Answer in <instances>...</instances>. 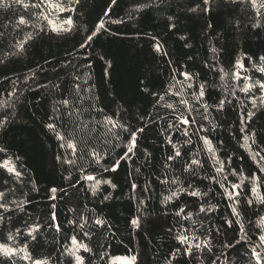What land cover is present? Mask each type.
<instances>
[{
	"label": "trees",
	"instance_id": "trees-1",
	"mask_svg": "<svg viewBox=\"0 0 264 264\" xmlns=\"http://www.w3.org/2000/svg\"><path fill=\"white\" fill-rule=\"evenodd\" d=\"M144 2L145 0H118V6L112 9L110 17H105V20L126 18L133 8ZM109 3L110 0H81L80 4L75 6V12L64 14L72 16L80 28L79 31H73L60 37H55L53 34L41 35L27 47L23 55L19 56L10 55L13 51L11 46L15 43L14 37L22 38L24 32H31L32 29L25 28L18 34L13 26L20 15L27 14L18 6L10 10H0V32L4 33L0 38V61H3L0 63V102L6 100L13 105L11 108L0 110V112L12 114L11 122L5 129L0 130V147L7 149L6 154L0 153V158L11 157L23 173L24 184L16 185V187L22 189L31 199V203L26 208L27 213H30L33 219L46 222L50 212L54 210L64 228L62 233L42 229L43 234L39 237V245H33L35 248L33 254L41 256L51 254L52 264H56L57 249L66 242V236L74 234L66 223L67 219L73 216L68 209L76 208L79 213L90 216L88 209L94 208L96 214L107 219L111 227L93 229L94 234L91 239L85 240L96 253V255L83 254L87 264H105V261L99 259V256L104 254H107L106 259L136 254L137 264H167L166 258L170 250H174L177 246L174 239L175 233L183 225L189 229V235H191L193 222L199 229L196 235L200 236L201 233H205L201 239H212L213 252H205L202 259L199 255L192 258L178 257L179 264H210V261L220 256L221 252L227 254L229 264L232 261L236 264H247L245 259L247 245L241 247L235 244L238 239V226L234 224L232 228L226 225L221 227L223 218L230 216L231 202L219 194L222 191L219 185L204 179V177L214 175V167L218 165H214L212 154L197 136L193 135L192 144L185 145L182 151H188V156L184 157L188 159L192 152L202 149L199 152V159L203 168L197 170L198 177L191 183L202 192L211 187L212 191L209 192L206 200L212 204H218L215 212L199 213V201L185 194H181L179 200L172 201L166 207L161 203L163 195H167L168 191L164 185L159 184L156 177L163 178L161 165L170 150V145L165 144L164 137L159 136V125L154 126L146 139L143 137L140 139V150L147 147L152 152L153 158L150 162L145 163L142 158H134V163L130 161L122 164L118 173L104 174L105 178H112L118 187L112 190L106 185L103 186V194L111 192L112 199L102 204L100 197H92L86 185H77L79 191H75L69 188L68 181L63 179L69 173L75 178L78 173L69 169L67 165L61 166L60 162L55 159L56 155L64 150L58 147L60 142L44 127L50 122L48 117L52 114L51 109L55 101L48 90L37 88V85L63 81L68 88H71L73 75L79 73L82 79H88V85L84 87L90 86L91 95L99 97L95 101L98 107H103L108 115H112L116 105L123 104L125 101L131 102L130 111L124 114V118L134 127H140L141 113L147 112L155 116L157 111L161 114L166 112L164 108L153 107L156 96L145 98L139 95L137 85L141 80H145V77L156 78L155 91L159 95H164L169 84L173 83L172 75L185 70L200 73V76L193 82L194 87L189 90L187 97L191 98V94L198 91L197 86L200 83L207 84L205 102L210 106L207 112L208 119L202 120L198 113H193L196 119L209 129L207 133L200 135H207L212 141L216 149V159L225 162L226 174L232 171L238 173L236 176L229 175V180L239 183L240 174L248 176L250 173H255L264 176V173L258 171L259 164L252 159L255 151L264 149V109H256L255 117L249 122L250 130L257 133L256 144L249 149L248 145L251 141L245 143L242 139L243 133L240 132L241 104L230 96L233 104L227 105L223 112L215 111L214 103L224 95L223 82L216 71H209L205 67L204 62L206 59L211 60L212 53L209 49L215 46L222 52L218 67L229 71L232 62L245 58L248 74L254 79L259 77L260 74L252 68V60L246 58L256 59L259 55H264V31L257 36L247 27L241 31L230 26L228 23L230 19L242 15L238 7L231 16L229 15L231 9L217 11L213 8L208 14L211 18L204 19L187 11V8L192 6L190 0H160L159 6L154 5L137 14L138 19L135 21H127L126 24H107L108 32L94 39L90 48L81 49L80 44L99 22ZM170 15L178 31L168 26ZM246 20L247 18L244 17L242 22L246 23ZM206 24H212L215 31L207 28ZM181 35L189 37L188 43L192 47L183 46L184 41L179 39ZM152 36L164 45L168 52L167 56L153 51ZM85 56L87 59H84ZM189 56L194 59L189 60ZM108 63H111V68L107 66ZM81 64H90L91 68H79L78 65ZM177 79H182V77L177 75ZM228 83L235 82L229 80ZM12 92L16 95H9ZM256 95L259 93L257 92ZM237 96L240 101L251 108L250 100L245 98L244 93L237 92ZM178 99V97L166 96L162 103H174ZM114 100L115 103H113ZM200 111L203 112L204 109L201 108ZM2 118L3 116L0 115V119ZM213 125H215L214 129ZM191 131L194 129H190ZM126 135L125 133L124 136ZM185 139L176 134L174 142L179 145ZM93 143L97 147H103L102 142L93 140ZM120 151L119 148L115 149L111 153V158L114 159ZM137 155L139 156V152ZM261 155H264V151H261ZM16 157H19V160H16ZM78 163L88 167L86 159ZM104 163H107V160ZM182 163L183 161H178L169 176H179L181 181L185 182L184 186L187 187L188 174H180ZM141 164H143L142 175H139V179H136V175L129 177L128 173L133 172L134 168ZM89 170L91 171V168ZM6 178L7 174L0 172V185H3ZM130 180H135L141 187L145 181H150L152 190L149 193H143L138 188L133 193L129 184ZM30 181L34 182L40 191H29L33 187ZM50 187H63L67 191L64 194L58 192V199L50 201L47 198L50 193L46 191ZM0 190L3 189L0 188ZM241 191L247 192L248 189H241ZM146 196L150 199L145 201L147 207L142 218L143 227L134 230L130 226V220L138 214L137 198L144 199ZM243 200L242 196L241 215L245 228L249 229L248 221L258 219V216L253 213L264 214V211L260 210L259 205L254 208L245 207ZM53 203L56 204L55 209H51ZM179 207H184L186 212H192V220L184 221L176 217L174 213ZM22 216H24L23 213L13 214L15 226H20ZM216 227H221L220 235L215 234ZM169 228L173 229L171 233L168 232ZM209 228L213 229L211 236L206 234ZM0 231H3L6 236V230ZM252 234L253 236L258 235L254 229H252ZM227 242L233 243L234 251L223 248V244ZM173 264H177V261H173ZM220 264H225L224 256H221Z\"/></svg>",
	"mask_w": 264,
	"mask_h": 264
},
{
	"label": "snow or ice",
	"instance_id": "snow-or-ice-1",
	"mask_svg": "<svg viewBox=\"0 0 264 264\" xmlns=\"http://www.w3.org/2000/svg\"><path fill=\"white\" fill-rule=\"evenodd\" d=\"M80 2L81 0H35V2L33 0H0V10H10L18 6L27 14L20 15L13 26L18 34L23 32L25 28L32 29L31 32H24L22 38L17 39L14 37L15 43L11 46L13 51L10 55H23L27 51V47L41 35L53 34L55 37H60L73 31H79L80 28L72 16H65L64 14L75 12V6L79 5ZM159 2L160 0H145L144 3H139L133 8L126 18L115 20L109 18L105 20V17H110L112 9L118 6V0H110L103 16L80 44V48H90L94 39L109 31L107 24H126L127 21H135L138 19L137 14L154 5L159 6ZM190 4L192 6H189L187 11L204 19L211 18L208 14L212 12L213 8L217 11L231 9L229 12L231 16L238 7L241 9L242 15L230 19L228 21L230 26L241 31L247 27L249 31H253L257 36L260 35L261 31H264V0H190ZM33 9L36 11L33 12ZM244 17L247 18L246 23L242 22ZM172 20L173 17L170 15L168 26L178 31L176 23ZM205 26L215 31L212 24H206ZM3 35L4 33L0 32V38ZM151 39L154 41L153 51L167 56L168 52L165 50L164 45L155 36H152ZM179 39L184 41V47H192L188 43L189 37L181 35ZM209 51L212 56L211 60H205V67L209 71H216L219 74V79L223 82L224 92V95L214 103L213 107L216 112H223L227 105L233 104V99H230V96L241 104L240 132L243 133L242 139L245 143L251 141V144L248 145L251 149L252 145L256 144L255 137L257 133L250 130L249 122L255 117L256 109H264V55H259L256 59H253V57L246 58L252 60V68L260 74L259 77L254 79L252 75L248 74L249 70L245 65V58L235 60L231 63L230 70L225 71L223 67H218L219 57L222 55L221 50L211 46ZM84 59H87V57L85 56ZM188 59L192 60L194 57L189 56ZM0 63H3V61H0ZM169 63L171 64V61ZM107 66L111 68V63H108ZM78 67L91 68V65L81 64ZM177 75L182 79H177ZM177 75L171 76L173 83L169 84L164 95H159L155 91L156 78L149 79L145 77V80L138 83L137 91L139 95L145 98L156 96L157 99L153 107L166 110L164 114L157 111L155 116L147 112L141 113L139 119L142 124L140 127H134L124 118V114L130 111L131 102L125 101L123 104L116 105L112 115H108L103 107H98L95 101L99 97L91 95L90 86L84 87L88 85V79H82L79 73L73 75L71 88H68L63 81L37 85V88L48 90L55 101L51 109L52 114L48 117L50 122L44 125L60 142L58 147L64 150L62 153L57 154L55 159L60 162L61 166L67 165L69 169H73L78 173L75 178L69 173L63 179L68 181L69 188L75 191H79L77 185H86L87 191L91 193L92 197H100V203L102 204L109 201L112 199V193L103 194V186L106 185L108 188L116 190L118 185L112 178H105L104 174L118 173L122 164L130 161L134 163L135 159L142 158L145 163L150 162L153 158L152 152L147 147L142 151L140 150V139L141 137L146 139L148 133L153 131L154 126L159 125V136L164 137V143L170 145V150L161 165L163 178L161 176L156 177L159 184L164 185L168 191L167 195H163L161 203L166 207L172 201L179 200L181 194H185L199 201V213H213L217 210L218 204H212L206 200L209 192L212 191L211 187L202 192L191 183L193 179L198 177L197 170L203 168V164L199 159V152L202 149L192 152L188 159H184L185 156H188V151H182L185 145L192 144V136L195 135L207 147L208 152L212 154L214 165H218L214 167L215 174L204 177V179L219 185L222 190L219 194L231 202L229 205L230 216L223 218L221 227L226 225L228 228H232L234 224L237 225L238 239H236L235 244L241 247L247 245L245 252L247 264H252V262L254 264H264V214L254 212L253 215L258 216V219L248 221L249 229L245 228L241 215L242 196L244 197L243 204L245 207L254 208L259 205L260 210L264 211V176L255 173H250L248 176L240 174L239 183H233L229 180V175L236 176L238 173L232 171L226 174L225 162L216 159V149L213 147L212 141L207 135H200L201 133H207L209 129L193 115V113H198L202 120L208 119L207 112L210 106L205 102L208 86L206 83H200L197 86L198 91L192 93L191 98H187L189 90L194 87L193 82L200 76V73L185 70L179 71ZM33 76H35V73H33ZM229 80L235 83L229 84ZM237 92L245 94V98L250 100L251 108L239 100ZM257 92L259 95H256ZM9 95L15 96L16 93L12 92ZM166 96L178 97L179 99L174 103H162ZM113 103H115V100ZM11 107L13 105L6 100L0 102V110ZM201 108L204 109L203 112L200 111ZM0 115L3 116L0 119V130H3L11 122L12 114L0 112ZM214 128L215 125H213ZM190 129H194V131L190 132ZM125 133L126 136H124ZM176 134L186 138L179 145L174 142ZM93 140L102 142L103 147H97ZM241 146L243 147V145ZM117 148L121 151L112 159L111 153ZM261 151H264V149L255 151L252 159L259 164L258 171L264 173V155H261ZM138 152L139 156L137 155ZM0 153L6 154L7 149L0 147ZM15 159L19 160V157ZM84 159L87 160L88 167L78 163ZM106 160L107 163H104ZM178 161H183L180 174H188L187 187L184 186L185 182L181 181L179 176H169V173L174 171L175 164ZM142 167L143 164L135 167L133 172L128 173L129 177L136 175V179H139V175H142ZM89 168H91V171ZM0 172L7 174L3 185H0V188L3 189L0 190V230H6L7 233L5 236L3 231H0V241H2L0 242V264H52L53 256L51 254L34 255L35 248L33 245H39V237L43 234L42 229L54 230L56 233L64 231L58 220L57 212L51 211L46 222L33 219L31 214L26 211L31 199L22 189L16 187V185L24 184L23 173L11 157L0 158ZM30 183L33 184V187L29 191H40L34 182L30 181ZM129 184L133 193L138 188L143 193H149L152 190L150 181H145L142 187L135 180H130ZM245 188L248 191L242 192L241 189ZM46 191L50 193L47 198L50 201H56L58 199L57 193L64 194L67 190L63 187H50ZM17 192H19V196H17ZM147 199H150V197L137 198L138 214L130 220V226L134 230L143 227L142 218L146 211L145 201ZM55 208L56 204H51V209ZM68 212L73 213V216L71 219H67L66 223L71 227L74 234L66 236V242L57 249L56 264H87L86 257L83 254L96 255V253L93 252V248L85 240L91 239L94 234L93 229H106L111 226L107 219L96 214L94 208L88 209V212L91 213L90 216L79 213L76 208H69ZM18 213H23L24 216L20 217L22 223L17 227L13 224V214ZM174 215L184 221L193 218V213L186 212L184 207H179ZM221 227L214 229L216 235H220ZM252 229L258 235L253 236ZM172 231L173 229H168L169 233ZM198 231L195 222H193L191 235H189L188 228L183 225L180 226V230L174 235L177 246L174 250H170L168 258H166L167 264H173V261H177V264H179L177 258L181 256L192 258L199 255L202 259L205 252H213L212 239H201V236L205 233L198 236L196 235ZM212 231L213 229L209 228L206 234L211 236ZM223 248L235 250L232 242L224 243ZM106 255L99 256V259L105 261V264H137L138 261L136 254L116 256L110 259H106ZM221 256L225 257V264H229L227 254L224 252L212 259L210 264H220ZM230 264H236V262L232 261Z\"/></svg>",
	"mask_w": 264,
	"mask_h": 264
}]
</instances>
